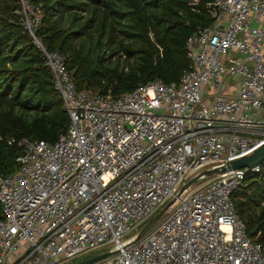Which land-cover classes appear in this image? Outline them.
<instances>
[{"label":"built area","instance_id":"built-area-1","mask_svg":"<svg viewBox=\"0 0 264 264\" xmlns=\"http://www.w3.org/2000/svg\"><path fill=\"white\" fill-rule=\"evenodd\" d=\"M18 2L70 125L54 144L22 140L18 172L0 177V264H72L108 245L115 254L95 264H264L233 198L261 165L177 197L264 145V0L209 3L214 22L187 41L180 81L118 96L78 90L67 57L37 38L39 10Z\"/></svg>","mask_w":264,"mask_h":264},{"label":"trees","instance_id":"trees-1","mask_svg":"<svg viewBox=\"0 0 264 264\" xmlns=\"http://www.w3.org/2000/svg\"><path fill=\"white\" fill-rule=\"evenodd\" d=\"M213 1L28 0L40 12L37 38L67 57L76 88L114 96L156 80L179 82L190 67L187 41L214 22L207 9ZM21 19L18 0H0V177L18 172L22 140L54 144L70 125ZM233 198L249 236L264 243V163Z\"/></svg>","mask_w":264,"mask_h":264},{"label":"water","instance_id":"water-1","mask_svg":"<svg viewBox=\"0 0 264 264\" xmlns=\"http://www.w3.org/2000/svg\"><path fill=\"white\" fill-rule=\"evenodd\" d=\"M264 163V145L257 149L251 156L241 158L239 160H235L227 166H223L221 168H217L214 170H208L204 171L201 175L197 176L196 178L192 179L190 182H188L181 191L179 192L177 197H180L183 193L188 191L191 187L197 183V181L202 177H212L216 176L222 173H226L229 171H236V170H242V169H252L255 166L262 165ZM176 199L172 200L163 210H161L158 214H156L153 218L147 222V224L140 230L139 234L137 235L136 241L141 239L148 231L169 211V209L175 204ZM115 254L114 251H111L107 254L99 255L92 258H87L84 260H81L79 262H75L72 264H95L99 261H102L104 259H107Z\"/></svg>","mask_w":264,"mask_h":264},{"label":"rangeland","instance_id":"rangeland-1","mask_svg":"<svg viewBox=\"0 0 264 264\" xmlns=\"http://www.w3.org/2000/svg\"><path fill=\"white\" fill-rule=\"evenodd\" d=\"M215 176H212V177H205L204 179H201L199 180L194 186L192 189H198V188H201L203 186H205L206 184H208ZM139 234V231H134L132 233L129 234V237H133V236H136ZM113 251V248L108 245V246H105L103 248H100L98 250H93V251H90V252H87L85 254H83L81 257H79L77 260V262L81 261V260H84V259H87V258H92V257H96V256H99V255H103V254H107L109 252Z\"/></svg>","mask_w":264,"mask_h":264}]
</instances>
